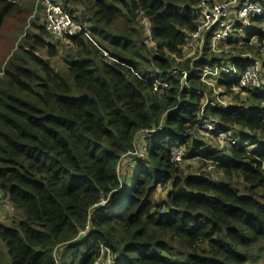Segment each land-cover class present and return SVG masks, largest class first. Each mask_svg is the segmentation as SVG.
<instances>
[{"label": "trees", "instance_id": "1", "mask_svg": "<svg viewBox=\"0 0 264 264\" xmlns=\"http://www.w3.org/2000/svg\"><path fill=\"white\" fill-rule=\"evenodd\" d=\"M71 1L85 6L76 20L89 26L62 40L72 46L63 71L50 61L61 41H50L35 21L40 32H27L0 60V190L23 215L16 228L0 222L13 264L78 258L95 264L102 245L114 264H260L264 89L248 92L250 103L239 100L237 79H219L237 101L205 109L253 149H216L199 134L202 93L214 99L203 70L239 59L207 46L198 59L180 60L203 0H66V6ZM24 13L19 1L0 0V40ZM262 71L264 77V60ZM154 79H163L162 93ZM179 146L184 159L212 166L222 178L186 173L172 160ZM166 187V198L156 200V190ZM74 248L69 261L65 250Z\"/></svg>", "mask_w": 264, "mask_h": 264}, {"label": "built area", "instance_id": "2", "mask_svg": "<svg viewBox=\"0 0 264 264\" xmlns=\"http://www.w3.org/2000/svg\"><path fill=\"white\" fill-rule=\"evenodd\" d=\"M42 4L46 12V28L57 41L74 37L85 30L84 24L76 20L80 14H71L63 3L42 0ZM195 14L198 27L188 34L184 49L198 50L202 55L205 47L208 46L210 51L215 54L239 58L230 62L217 63L213 68L206 67L203 70L201 80L208 86H212V95H215L216 99H212L207 92L202 93L205 96V103L201 112V130H204L205 134H216L222 144H227L230 147L253 149L254 145L251 140L241 141L239 137L233 135V132L220 129L219 120L212 116H206L205 109L210 105L220 108H228L232 105L231 102L223 99L222 95L214 88L215 84L212 80L218 82L223 78L228 80L235 78L238 81L235 90H243L245 93H261L263 91V60L256 56V51L241 50V47L246 43L253 48H262L264 45V42L262 44L259 40V31L264 34V0H223L212 4L203 0L196 7ZM143 21L151 31L148 19L145 18ZM230 40H237L238 43L230 46ZM198 55L195 57L198 58ZM239 66L243 67L241 73ZM187 78L188 73L184 75V80ZM162 81L163 79H154L153 82L155 89L160 93L163 92ZM185 152L184 147H174L171 152L172 160L182 163ZM105 203L106 201H103L101 205H105ZM11 206L12 204L5 197L4 192L0 190V211L4 208L11 209ZM85 232H81V235ZM56 259L60 263L59 252L56 254ZM95 264H114L109 248L101 246V254Z\"/></svg>", "mask_w": 264, "mask_h": 264}, {"label": "rangeland", "instance_id": "3", "mask_svg": "<svg viewBox=\"0 0 264 264\" xmlns=\"http://www.w3.org/2000/svg\"><path fill=\"white\" fill-rule=\"evenodd\" d=\"M54 1L63 3L66 6L65 4L66 0H54ZM207 1H209L212 4L216 2H222L223 0H207ZM19 3L21 4V6L24 7L25 13L24 15L19 16L17 18L16 17L12 18V20H10L7 24L6 31L3 32L4 38L0 40V60L2 61L4 60L6 55H8L10 52L12 53V51L17 47V44L15 43L17 39H18L17 41H20L26 35L27 32H32V33L40 32L39 28L35 27L34 21L36 22L37 26H46V12L42 4V0H19ZM66 7L69 10L78 11V14L82 16L81 12H83L85 6H83L82 4H76L74 1H71L70 4ZM145 25H146V34L150 35V30L147 24ZM84 26L88 28L89 23L85 21ZM49 39L50 41L57 42V40L53 38L51 35L49 36ZM93 41L96 42V40ZM149 44L153 47L156 45L153 42V40H149ZM5 45L7 46L12 45V46L4 47ZM262 46H263L262 48H258L256 50V54H257L256 56L259 57L261 60H264V50H263L264 45ZM71 48H72L71 43H67L66 41H61V44L58 48V52H59L58 55L50 60L56 70L63 71L65 69V65H66L65 59ZM42 54L46 56L45 52H42ZM198 54H199L198 50L188 49L184 51V57L180 60L181 61H186L187 59L193 60V58ZM196 60L192 61V63L195 62ZM206 67L209 68V66ZM212 82L215 84L214 88H216L217 91L222 95L223 99H226L231 103L237 101V98H235L234 96L235 94L227 93L224 87L220 86L217 81L212 80ZM213 98L216 99V96L213 95ZM239 100L241 101L249 100L250 103H253V101L251 102L249 96L245 92H241L239 96ZM199 134L206 142L210 143V145L216 149L219 147L222 149L230 148L229 145L222 144L218 140L216 134H205L204 130H200ZM181 164L183 165L182 167L184 168V171L186 173H192V174L208 173L212 175L214 179L222 178V173L219 170L209 165L206 166L198 161L192 159H184V161ZM127 169L128 167H125L124 171H127ZM170 190H171L170 187L159 188L158 190H156L154 194V198L156 200H162L166 198ZM3 211L7 212V216L5 219H3L4 220L3 223L16 228L18 226V223L16 222L20 220L23 216L21 211H18L13 205L11 206V210L8 208H4ZM80 248H81L80 251L83 253L85 251V248L84 247H80ZM75 250L76 248H74V250L68 249L67 251L69 254H67L65 250L66 259H69L70 261V255ZM62 255H63V250H62ZM79 262H80V258H78L75 264H79ZM0 264H13V259L9 253L8 245L1 238H0ZM260 264H264V258L261 260Z\"/></svg>", "mask_w": 264, "mask_h": 264}, {"label": "crops", "instance_id": "4", "mask_svg": "<svg viewBox=\"0 0 264 264\" xmlns=\"http://www.w3.org/2000/svg\"><path fill=\"white\" fill-rule=\"evenodd\" d=\"M10 210H11V209H10ZM6 216H7V212H5V211L1 210V211H0V222H1V223H3V222H4V220H3V219H5V218H6Z\"/></svg>", "mask_w": 264, "mask_h": 264}, {"label": "water", "instance_id": "5", "mask_svg": "<svg viewBox=\"0 0 264 264\" xmlns=\"http://www.w3.org/2000/svg\"><path fill=\"white\" fill-rule=\"evenodd\" d=\"M130 156H135V153H130Z\"/></svg>", "mask_w": 264, "mask_h": 264}, {"label": "clouds", "instance_id": "6", "mask_svg": "<svg viewBox=\"0 0 264 264\" xmlns=\"http://www.w3.org/2000/svg\"><path fill=\"white\" fill-rule=\"evenodd\" d=\"M19 1V0H18Z\"/></svg>", "mask_w": 264, "mask_h": 264}]
</instances>
